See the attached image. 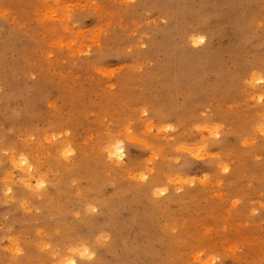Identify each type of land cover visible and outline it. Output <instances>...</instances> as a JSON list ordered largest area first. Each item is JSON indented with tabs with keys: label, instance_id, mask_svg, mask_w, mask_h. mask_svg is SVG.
Returning a JSON list of instances; mask_svg holds the SVG:
<instances>
[{
	"label": "rangeland",
	"instance_id": "rangeland-1",
	"mask_svg": "<svg viewBox=\"0 0 264 264\" xmlns=\"http://www.w3.org/2000/svg\"><path fill=\"white\" fill-rule=\"evenodd\" d=\"M0 264H264V0H0Z\"/></svg>",
	"mask_w": 264,
	"mask_h": 264
},
{
	"label": "bare ground",
	"instance_id": "bare-ground-1",
	"mask_svg": "<svg viewBox=\"0 0 264 264\" xmlns=\"http://www.w3.org/2000/svg\"><path fill=\"white\" fill-rule=\"evenodd\" d=\"M108 153V156L111 158V159H119V158H122V147L121 145H117V144H114L112 146H110L109 148H107V152Z\"/></svg>",
	"mask_w": 264,
	"mask_h": 264
}]
</instances>
